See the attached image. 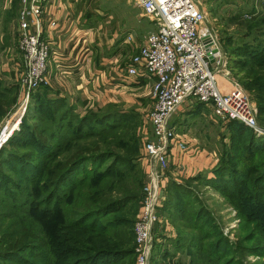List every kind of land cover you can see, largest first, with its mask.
Masks as SVG:
<instances>
[{
  "label": "trees",
  "instance_id": "1",
  "mask_svg": "<svg viewBox=\"0 0 264 264\" xmlns=\"http://www.w3.org/2000/svg\"><path fill=\"white\" fill-rule=\"evenodd\" d=\"M247 11L243 29L235 33L239 39L226 56L233 77L255 106L256 124L264 128V0L259 9ZM45 86L30 91L29 116L37 121L25 134L26 150H0L5 154L0 165L27 183L12 186L21 192L18 199L0 194V264L135 263L132 227L143 173L135 126L127 122L131 117L116 105L79 114L64 99L48 97ZM8 88L0 85V117ZM14 99L13 93L9 102ZM227 123L234 135L211 176L200 173L182 184L169 182L156 211L171 220L175 232L174 238L159 235L172 248L192 251L198 264H251L224 258L226 251L264 256V137L239 121ZM187 184H204L224 197L241 221L251 223L242 240L253 244L237 241L233 246L204 208L186 209L185 199L192 196ZM148 258L152 262L153 256Z\"/></svg>",
  "mask_w": 264,
  "mask_h": 264
},
{
  "label": "built area",
  "instance_id": "2",
  "mask_svg": "<svg viewBox=\"0 0 264 264\" xmlns=\"http://www.w3.org/2000/svg\"><path fill=\"white\" fill-rule=\"evenodd\" d=\"M45 1L18 0L16 45L22 66L17 73L25 99L29 90L48 81L45 69L49 45L41 31ZM130 1L154 26L143 34L124 69L127 76L145 74L151 77L148 91L151 103L145 113L150 138L142 147V158L148 164V171L132 227L134 264H147L154 226L159 217L156 211L164 198L159 179L167 167L169 150L175 148L193 154L199 150L169 125L175 109L187 99L194 100L207 106L217 120L239 121L255 135H264V129L256 124L255 106L246 91L228 76V69L223 68L225 59L214 33L208 28H200L204 15L195 0ZM54 23L52 19L49 22L50 25ZM124 40L131 43V33H126ZM218 70L230 84L227 92L222 91L217 83ZM15 127L16 122L11 130Z\"/></svg>",
  "mask_w": 264,
  "mask_h": 264
},
{
  "label": "rangeland",
  "instance_id": "3",
  "mask_svg": "<svg viewBox=\"0 0 264 264\" xmlns=\"http://www.w3.org/2000/svg\"><path fill=\"white\" fill-rule=\"evenodd\" d=\"M195 1L203 10L204 15L200 28H208L214 33L217 46L225 59L223 68L228 69V76L235 79L232 74L233 70L228 66L226 51L230 45H234L239 39L236 37L235 33L243 29L240 22L244 21V18L250 15L247 11L248 7L253 6L254 9H259L260 0ZM3 4H5L4 0H0V7L2 9L0 10V35L2 32L4 33H2L3 40L4 43L9 46L10 54L6 53L3 45L0 46V85L3 84L11 90L4 93L2 97L5 102L3 104L5 111L0 117V150L12 149L17 152H24V150H26L24 145L25 134L28 132L29 128H31V122L37 121V119L34 120L29 116V114H31L30 109L32 108L29 102L31 90L28 91V96L25 99L22 95L17 73L18 69L22 66L21 60L17 57L20 53L18 49L14 48L17 41V30L13 17L17 13L18 4L17 8L13 9V11H11V7L5 8ZM4 8L6 9L5 11H3ZM139 11L140 10L134 6L130 0H75L72 13L75 16V12H77L78 15L86 18V21H89L87 17L92 15L93 21L99 20L101 29L104 27L105 29L117 28L121 32L130 31L133 33H131L133 41H138L142 38L143 34L154 28L152 22L145 16L139 14ZM101 29L99 30V35L101 34ZM229 34H231L230 38L226 39ZM17 61L20 62V66L19 64L16 65L15 62ZM218 75H222L220 70H218ZM13 93L15 99L9 102ZM148 105V99H141L139 104H133L126 109L120 108L123 111H127V116L131 117L127 122L135 126L134 134L138 141V158L140 159L138 163L143 173V182L145 180V172L141 165L142 147L144 141L150 138V130L145 118V113L150 107ZM14 122H16V127L11 130ZM23 122L26 124V127H24V125L22 126ZM227 122L228 121L217 120L211 114L207 106L201 104L199 107L195 101L189 99L182 102L169 118V125L174 127L177 134L181 135L189 141V143H192V145L194 143L198 149L208 150L212 154L214 160L213 166L219 158L222 159L225 157L226 153L223 152L222 149L224 146L230 144V138L234 135V127L231 125L228 126L229 123ZM258 126L260 125L258 124ZM260 127L263 128L262 126ZM8 130H11L8 136V138H11L10 143H7V139L4 138L7 135L5 132L7 133ZM23 131L25 133H23ZM255 136L264 137V135ZM3 160H5L4 151L0 153V161ZM24 184L27 183L23 179L7 172L4 165H0V194L5 191L8 195H15L18 199L21 194L20 190L11 188L13 185L22 188ZM187 186L190 188L189 190L192 196L189 198L185 197L186 205L189 202V205L185 207L186 209H194L197 207L204 208L208 212L209 217L213 219V223L216 225L217 230H220L222 235L225 236L233 246L236 245L237 241L241 245L249 246L253 244L251 241L242 240L249 234L251 223L241 221L224 197L204 184H187ZM165 197L166 194L164 193L162 202L165 200ZM185 208L183 210H186ZM158 219L162 222V227L164 223H168V225L173 228L171 220L169 219L168 221L164 214H162V216L160 215ZM158 232L159 231L155 232L151 241L152 246L149 256H153V260L149 262L148 258L147 264H198L201 261L197 257L196 259L192 258V251L172 248L170 244H167L166 240H163V237H161ZM183 232L186 231H182L181 233ZM169 234V237L174 238L173 233ZM164 237L169 238L167 236ZM155 256L158 257L155 258ZM229 257L239 258L246 263L264 264V256L258 257L254 254L238 253V251L231 253L226 251L224 253V258Z\"/></svg>",
  "mask_w": 264,
  "mask_h": 264
},
{
  "label": "crops",
  "instance_id": "4",
  "mask_svg": "<svg viewBox=\"0 0 264 264\" xmlns=\"http://www.w3.org/2000/svg\"><path fill=\"white\" fill-rule=\"evenodd\" d=\"M12 2L13 0H4L3 6L11 7ZM17 4L18 0L15 5ZM74 4L75 0H46L42 4V37L49 45L45 69L48 80L46 95L64 99L79 114L107 105L126 109L139 104L141 99H148L150 106L148 91L151 77L145 74L127 76L124 71L129 64L130 54L136 50V45L142 38L129 43L124 40V35L132 33L130 31L121 32L117 28L104 27L101 29L99 20L93 21L92 15L87 17L89 21L77 12L74 16ZM15 17L16 15L13 17L14 23ZM51 19L55 22L53 25L49 24ZM100 29L102 31L99 35ZM2 33L0 46L3 45L6 53L10 54ZM14 48L17 49L16 44ZM19 56L20 54L17 57L21 60ZM20 62L15 63L20 66ZM217 83L224 92L230 88L229 82L222 75H217ZM213 164L212 154L208 150L199 149L193 154L171 148L167 155V167L159 179L163 194L169 182L182 184L184 179L196 174L211 175ZM141 165L146 176L148 164L143 158ZM139 207L140 204L137 212ZM158 223L155 231L167 237L170 236L169 233L174 236L175 232L168 223H164L163 227L159 219Z\"/></svg>",
  "mask_w": 264,
  "mask_h": 264
},
{
  "label": "water",
  "instance_id": "5",
  "mask_svg": "<svg viewBox=\"0 0 264 264\" xmlns=\"http://www.w3.org/2000/svg\"><path fill=\"white\" fill-rule=\"evenodd\" d=\"M208 58H209L210 61L212 60L211 54L208 55Z\"/></svg>",
  "mask_w": 264,
  "mask_h": 264
},
{
  "label": "bare ground",
  "instance_id": "6",
  "mask_svg": "<svg viewBox=\"0 0 264 264\" xmlns=\"http://www.w3.org/2000/svg\"><path fill=\"white\" fill-rule=\"evenodd\" d=\"M14 129H15V128H14ZM4 138H6V136H5Z\"/></svg>",
  "mask_w": 264,
  "mask_h": 264
}]
</instances>
